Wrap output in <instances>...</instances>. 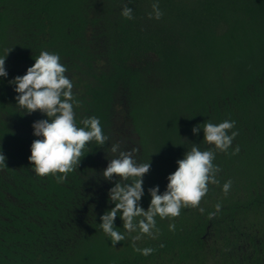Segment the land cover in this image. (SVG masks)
I'll return each mask as SVG.
<instances>
[{
	"label": "trees",
	"instance_id": "16d2710c",
	"mask_svg": "<svg viewBox=\"0 0 264 264\" xmlns=\"http://www.w3.org/2000/svg\"><path fill=\"white\" fill-rule=\"evenodd\" d=\"M153 4L159 18L149 15ZM124 6L131 18L121 14ZM41 50L66 67L77 125L97 116L107 136L87 142L59 182L35 174L28 160L32 122L47 117L25 113L9 83ZM4 56L0 264H264V0H0ZM225 119L237 134L222 151L203 139L202 127ZM117 142L137 162L150 161L145 208L147 188L163 191L193 145L215 153L218 183L208 184L197 206L156 216L152 234L136 240L117 216L114 227L125 238L114 244L99 217L112 206L107 190L115 180L102 169ZM145 247L147 255L136 250Z\"/></svg>",
	"mask_w": 264,
	"mask_h": 264
},
{
	"label": "clouds",
	"instance_id": "9594fccd",
	"mask_svg": "<svg viewBox=\"0 0 264 264\" xmlns=\"http://www.w3.org/2000/svg\"><path fill=\"white\" fill-rule=\"evenodd\" d=\"M153 13L159 18L162 13L156 4H153ZM121 14L131 18L132 9L124 6ZM9 51V50H8ZM66 67L60 62V56L55 52L41 50L23 74H18L9 80L14 86L16 104L24 109L25 113L40 110L47 118L32 122L33 135L36 137L30 144L28 160L33 165L37 175L52 174L57 181L66 179V174L79 164L82 150L89 141L103 144L107 136L102 131L100 119L89 116L78 126L75 119L74 105L78 101L73 99L72 81L65 75ZM5 56L0 57V78L7 77ZM232 120H222L217 123L207 122L203 125V139L219 150H227L237 134ZM199 125L192 127V132L198 133ZM116 153L108 159L102 169V176L106 180H115L107 190V201L112 205L103 211L99 217V226L103 233L116 244L125 238V234L114 227L115 219L119 216L123 227L128 233L136 232L134 240L140 234H152L156 227L155 217H175L180 214L182 206H197L201 198L208 191L209 183H218L214 173L218 166L213 163L215 153L211 150H201L197 146L183 153L178 158L173 171L166 175L164 190L155 184L147 188L150 197L145 208L140 203L145 195L143 176L149 171L150 161L139 163L132 155V150H120L119 143L111 146ZM5 155L0 150V160ZM113 174H117L116 177ZM231 181H225L222 190L227 193ZM216 210L220 204L215 205ZM203 212L204 209L200 208ZM214 213H209L213 215ZM174 224H169L173 229ZM144 255L149 254L151 248H137Z\"/></svg>",
	"mask_w": 264,
	"mask_h": 264
}]
</instances>
